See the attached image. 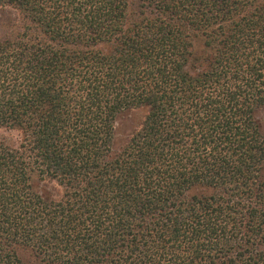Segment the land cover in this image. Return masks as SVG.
Returning a JSON list of instances; mask_svg holds the SVG:
<instances>
[{"label":"trees","instance_id":"obj_1","mask_svg":"<svg viewBox=\"0 0 264 264\" xmlns=\"http://www.w3.org/2000/svg\"><path fill=\"white\" fill-rule=\"evenodd\" d=\"M0 15V264H264V0Z\"/></svg>","mask_w":264,"mask_h":264},{"label":"rangeland","instance_id":"obj_2","mask_svg":"<svg viewBox=\"0 0 264 264\" xmlns=\"http://www.w3.org/2000/svg\"><path fill=\"white\" fill-rule=\"evenodd\" d=\"M1 18V15H0ZM0 30V36L2 35ZM142 111H129L119 115L115 121V143L116 146H121L128 137L137 129L142 121ZM256 119L261 127L264 135V108L257 111ZM15 137L14 133L6 132L0 129V138Z\"/></svg>","mask_w":264,"mask_h":264}]
</instances>
